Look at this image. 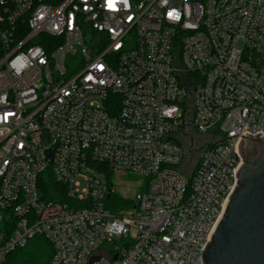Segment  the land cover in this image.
Segmentation results:
<instances>
[{"label": "built area", "instance_id": "2783aa9c", "mask_svg": "<svg viewBox=\"0 0 264 264\" xmlns=\"http://www.w3.org/2000/svg\"><path fill=\"white\" fill-rule=\"evenodd\" d=\"M259 134L264 0H0V264H203Z\"/></svg>", "mask_w": 264, "mask_h": 264}, {"label": "water", "instance_id": "95a60500", "mask_svg": "<svg viewBox=\"0 0 264 264\" xmlns=\"http://www.w3.org/2000/svg\"><path fill=\"white\" fill-rule=\"evenodd\" d=\"M238 149L236 185L201 252L203 264H264V137L242 136Z\"/></svg>", "mask_w": 264, "mask_h": 264}, {"label": "trees", "instance_id": "16d2710c", "mask_svg": "<svg viewBox=\"0 0 264 264\" xmlns=\"http://www.w3.org/2000/svg\"><path fill=\"white\" fill-rule=\"evenodd\" d=\"M118 205L119 199L114 197ZM118 209V206L111 207ZM51 254L50 247L43 239L33 240L24 250L15 252L8 264H45Z\"/></svg>", "mask_w": 264, "mask_h": 264}, {"label": "rangeland", "instance_id": "374dc122", "mask_svg": "<svg viewBox=\"0 0 264 264\" xmlns=\"http://www.w3.org/2000/svg\"><path fill=\"white\" fill-rule=\"evenodd\" d=\"M111 184L119 196L131 199L143 186V178L132 172H116L111 176Z\"/></svg>", "mask_w": 264, "mask_h": 264}]
</instances>
